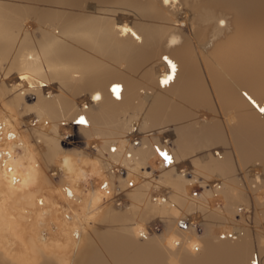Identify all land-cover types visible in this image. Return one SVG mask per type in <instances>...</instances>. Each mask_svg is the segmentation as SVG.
<instances>
[{"label":"bare ground","instance_id":"obj_1","mask_svg":"<svg viewBox=\"0 0 264 264\" xmlns=\"http://www.w3.org/2000/svg\"><path fill=\"white\" fill-rule=\"evenodd\" d=\"M154 2L0 0V120L6 143V149L0 150V264H13L6 258L18 264H246L250 243L228 245L222 257L216 258L214 252L194 256L166 242L170 237L181 239L174 229L178 220L212 211L215 202L228 212L229 206L238 211L233 204L244 190L257 192L252 186L260 184L257 176L251 178L252 167L262 174L264 183V120L244 96L248 92L264 106V0L203 1L208 8L201 10L199 18L213 25L208 30L210 42L224 31L221 11L233 16L232 34L215 44V63L205 66L196 60L188 41L181 48L176 46L184 35L174 26L179 21ZM170 7L176 9L174 4ZM169 75L172 84H162ZM115 85L118 93L112 91ZM96 94L99 100L93 99ZM2 95L15 104L9 109L15 117L12 123L2 116L8 106ZM213 100L223 107L239 108L229 130V147L236 161L229 152L214 159L207 150L206 154L199 151L201 139L222 141V130L216 124L193 128V114L184 108L212 105ZM90 102L94 104L88 108ZM80 105L85 109H79ZM80 116L86 124L76 123ZM23 122L33 139L10 140L11 131L16 136L22 133ZM169 126L173 130L166 134L174 140L172 150L169 139L159 134ZM157 148L172 156L171 164L165 163ZM72 149L92 152L109 174L120 170L126 174V183L131 180L134 190L119 195L122 210H115L96 191L97 202L89 200L93 224L83 222L68 194L73 190L85 199L89 187L80 181L76 164L57 155ZM53 162L57 167L51 171ZM185 171L190 178L180 175ZM60 173L61 181L54 184V176ZM136 174L144 175L139 185ZM195 184L204 192L205 205L187 194ZM53 185L56 193L49 197ZM258 194L253 197L252 210L258 218L254 236L257 254H261L264 201ZM42 201L53 221L42 227L27 224ZM127 212L140 215L143 224L160 222L170 231L168 237L149 241L145 232L141 235L130 228L132 217ZM42 228L48 237L42 236ZM106 229L111 230V245L119 246L110 245L92 258L95 253L89 235ZM78 230L76 239L73 234ZM248 231L244 230L245 235ZM130 237L138 242L136 249L123 245ZM48 239L58 243L53 250L47 246ZM259 260L264 264V254Z\"/></svg>","mask_w":264,"mask_h":264},{"label":"rangeland","instance_id":"obj_2","mask_svg":"<svg viewBox=\"0 0 264 264\" xmlns=\"http://www.w3.org/2000/svg\"><path fill=\"white\" fill-rule=\"evenodd\" d=\"M154 1H155L154 5L157 8L160 9L161 7L163 10H167L168 16L169 14L173 13L175 14L179 22L184 21L186 23L185 26L184 25L182 26L181 23L179 22H176L174 25L175 27L181 28L183 30L182 33L184 34L182 35L179 43L176 46L181 48L186 43V41H188V44L190 45L196 57V60H198L199 63H202V65L204 66L206 64L213 65L215 63V58L212 56V52L215 49L214 46L216 47L215 44H218V42L225 40L229 35L232 34V19H233L232 14L230 12H227L228 15L229 13L231 14L228 16L226 15V12L221 11L223 15L226 16V17L223 16V20L225 21L227 20L226 22L224 21L223 23V26H225L223 27L224 31L222 29L223 32L221 31L220 35L214 41L210 42L208 33H210L209 31H211V29L209 28H212L213 25L204 24L201 22L199 18V16L202 14L201 10H207L208 8L206 4L204 5L203 1L205 0H188L187 2H183L182 0H177L175 3L173 0H167V2H161V0H154ZM171 4L176 5L175 7L176 9L171 10L170 9ZM209 10H213V9L209 8ZM193 19L195 23L192 22ZM227 24L230 25L231 27H229ZM124 26H127V25L124 24ZM202 34L205 36H203ZM207 34H208V38H207ZM205 38H207L208 40ZM152 76L156 77L154 74ZM172 82L173 81H170L168 85L170 86ZM1 98L4 99L5 102L8 104L7 106L8 109L6 108L4 112H1L2 116L4 115V121H9L10 123H12L15 117H14V114L9 109L11 106L15 104L11 103L3 95ZM151 101L152 99H150V102ZM262 101H264V98H262ZM93 104L94 102L93 103L90 102L87 107L90 108L92 107ZM259 105L261 106L263 104L261 103ZM78 108L85 109V108H82L81 105ZM249 108L250 107L247 108L248 111H254L252 108H250L251 110ZM184 109L185 110L187 109L186 110L187 113L191 112L193 114V119H191V124L193 128L198 129L200 125L216 124L217 127L220 128V130H222V134L221 133L220 134H221V137L223 138L222 139L223 142L217 139H214V140L206 139V138L205 140L201 139L200 141L203 144L199 148L200 152H203V154H206L205 150H207L209 154L207 155L214 159L215 158L222 159V157L225 154H227V152H229L230 154H232V158L235 161L237 160V157L234 155V153L231 150L232 148L229 147V141H230L229 140V136H230L229 130L231 126L234 125L233 120L236 119L235 114L239 111V108L228 106V105L227 107H223L220 103H217V101L213 100L212 105L211 103L210 105L205 103L203 105H196L192 108L185 107ZM18 114L20 115L19 111H18ZM227 115H232L231 119L227 120L225 118V116ZM261 117L264 120V114H261ZM1 124L2 122L0 120V150L3 151V149H6V143L2 139ZM170 130L171 131L173 130V128L170 126L166 128H162L159 134L161 135L160 136L161 139L162 137H166L169 139L170 141L169 146L172 150V148L174 147L173 145L174 140H172V138L170 136H167L166 134ZM21 132L22 133L19 136H16L15 132L11 131L12 134H10V140L18 139V142L21 143L22 141L26 139H30V140L33 139L32 131L26 128V125L24 122L22 124ZM33 142L38 143L36 140H33ZM226 142L227 144L225 145ZM58 154H60L59 156L60 159H63L64 157L68 159L70 162H73L76 164L78 176H80V181L82 182V184H84V186L89 187V191H88L89 194H88V197L85 199H83L81 195L74 193L73 190L70 191L68 194V197H70L73 200V203L77 207L76 211L79 214V217L83 220L85 224H88V225L93 224L92 222L93 220L90 219L91 206H90L89 200L92 199L93 204L97 202L98 200L97 196L93 195V193H95L96 191L98 192V194H100L101 198L109 199L108 201L112 204L115 210L120 211L123 209V202L121 198L119 197V195L124 194L123 190L133 191L135 188V185L134 187L131 185V180L130 182L126 183L127 179H126V174L124 172L120 170H116L114 174H109L103 162L98 157H96L92 152L87 154L82 151L72 149V150H60L57 153V155ZM56 167H57L56 164L53 162L51 171L55 170ZM236 170H238L237 165H236ZM180 175L183 176L184 178H190V174L188 171L180 172ZM250 175H251V178H253L254 176H257L260 184L252 186L255 189L257 188L256 189L257 192H255L254 189L244 190L245 194H243V197L239 198V200L233 204L234 207L237 208L238 211H235L234 208H230L229 206L228 207L229 212H228L226 208L223 207V204L220 205V204H217L218 202H215L213 204L212 211L210 210L211 212L202 211L201 213H198L196 216L194 217L192 216V218L190 217L189 220H178L174 229L181 239L177 240L178 243L176 244V247H179L178 249L180 250L181 249L183 250L185 248L189 250L188 248L189 242L192 240L193 241L197 240L196 242L199 244V250L196 251V253L194 252L193 254L194 256H197L199 252L202 254L203 251H205L206 253L207 251H210V252H214L215 254L217 253L216 255L214 254V256H216V258H220V256L222 257L228 245L238 246L240 243L246 242V245L250 243V247H252L251 249H248L249 250L247 251L248 253H245L246 264H251V261L253 259L257 260L258 264H261L263 260L260 261L259 259H263L264 251L261 254H257L260 252L258 251V247L255 246L258 244H257V241H255L254 233L259 230V224H258L257 215L252 209L254 208L253 207V197H255L257 193H259L257 197H259L262 201H264V183H261V181L263 180V177L261 173H257L256 167H252ZM60 176H61V173L58 174L57 176H54L53 178L54 184L61 181ZM143 176H144L143 174H138V175L136 174V176H134V179L137 185L141 184ZM120 184L122 185V188L120 187L121 186ZM54 193H56V188L53 185L52 187L49 188V197H52ZM203 193L204 192L201 189V187L198 184H195L193 188L188 191L187 194L188 196L193 195L195 200H199V202H203L205 205V202H204L205 196ZM114 196L118 198L117 201L110 200V198ZM234 197L236 198L235 195ZM40 203H41L40 210L36 213V215L32 217V219H29L27 221V224H31L32 226H35V227H42L47 222L53 221L52 212H50V210L46 207V205L43 204V201ZM245 206L247 209L243 210L242 207H245ZM127 215L130 216L131 213L127 212ZM130 217H132L131 220H129L131 221L130 228L135 229L137 233L141 231L145 232L146 237L149 239V241H151L152 238L163 240V238L165 236L167 238L168 237L167 234L170 233V231H168V228L166 226H163V224H161L160 222H157L154 224V223H149L150 221L147 220V224H143L142 222L139 221V217H141L140 215L130 216ZM138 222L140 223L137 224ZM144 222H146V220ZM202 226L207 227L208 233L205 232V229ZM110 229L91 232V234L89 235L90 238L92 237V241L90 242V245L95 253L94 256H92V258L95 257V255H98V254L100 255L103 252L107 251L106 247H110L112 243V240L110 239V236H109L110 234H108L111 231ZM245 229L249 230L248 231L249 234L245 235V232H244ZM46 231L47 230L45 228H42V231H41L42 236L48 237ZM79 232L80 231L78 230L75 232V234H73L74 238L77 239L80 237ZM114 233L119 234V231L115 230ZM251 234L253 236L252 238L250 237ZM47 243H48L47 246L49 247V249H52V250L56 248L57 247L56 245L58 244L55 240H52V239H48ZM113 245L119 246L118 244L113 243L111 246L112 248H115V249H116V246L113 247ZM123 245H128L129 247H127V249H130V247L133 249H136L134 248L135 245H139V244L135 238L130 237V239L126 241L125 244ZM183 245H185V247ZM201 245H203V247ZM206 246L208 250L206 248H205L206 250H204V247ZM6 259L9 262H12L13 264H18L17 262L12 261V259L10 258H6ZM51 264H55V263H51ZM71 264H95V263H92V261L90 262L87 261V262H82V263H71Z\"/></svg>","mask_w":264,"mask_h":264},{"label":"snow or ice","instance_id":"obj_3","mask_svg":"<svg viewBox=\"0 0 264 264\" xmlns=\"http://www.w3.org/2000/svg\"><path fill=\"white\" fill-rule=\"evenodd\" d=\"M165 2H167V0H165ZM221 23H223V21H221ZM126 30H127V29H126ZM129 31H130V30H129ZM133 34H134V33H133ZM134 35H135V34H134ZM165 60L168 62L169 66H170L172 69H175L176 65H175L171 60H169L167 57H165ZM172 79H173V76H172V75H169V76L165 77L164 79H162V80H161V83H162V84H167V83H169V81H171ZM112 91H113L114 93H118V92H119V86H114L113 89H112ZM244 96L248 99V101H249L254 107H256V108L258 109V111H259L261 114H264V106H260V105L257 103V101H256L253 97H251V96L248 95L247 92L244 93ZM117 98H119V97H117ZM93 99H95V100H99V99H100L99 94L94 95V96H93ZM78 123L83 125V124H86L87 121L85 120V118H84L83 116H80V117H79V120H78ZM113 151H115V149H113ZM156 151H157L158 154L163 158V160L165 161L166 164H171V163H172V159H173V158H172V156H170V155L168 154L167 151H162V150H160L159 148H157ZM141 235H143V233H141ZM251 264H258V261L255 260V259H253V260L251 261Z\"/></svg>","mask_w":264,"mask_h":264},{"label":"clouds","instance_id":"obj_4","mask_svg":"<svg viewBox=\"0 0 264 264\" xmlns=\"http://www.w3.org/2000/svg\"><path fill=\"white\" fill-rule=\"evenodd\" d=\"M167 246L170 248H175L178 241L174 237H170L169 240L166 242ZM189 250L195 252L199 250V244L196 241H190L188 244Z\"/></svg>","mask_w":264,"mask_h":264},{"label":"water","instance_id":"obj_5","mask_svg":"<svg viewBox=\"0 0 264 264\" xmlns=\"http://www.w3.org/2000/svg\"><path fill=\"white\" fill-rule=\"evenodd\" d=\"M115 86H117V85H115Z\"/></svg>","mask_w":264,"mask_h":264}]
</instances>
